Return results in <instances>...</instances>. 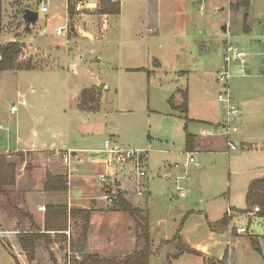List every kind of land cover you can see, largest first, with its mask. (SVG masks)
<instances>
[{"label":"rangeland","instance_id":"1","mask_svg":"<svg viewBox=\"0 0 264 264\" xmlns=\"http://www.w3.org/2000/svg\"><path fill=\"white\" fill-rule=\"evenodd\" d=\"M246 1L169 0V2L180 7L179 11L184 6L183 10L188 13L184 16H175L172 20H169L171 23V25H168L171 27L169 29L155 27L154 21L156 19L153 18V15L158 11V6L164 4L165 0H122L120 14L106 17L105 28L103 15L94 13L84 17L67 19L66 10L61 5L62 2L55 1L50 6V13H39L38 23L31 28L30 32H26V24L23 20L24 13L27 9L37 11V6L33 4L32 0H0L3 17L0 45H6L8 42L20 43L21 54L16 62L17 71L28 67H31L32 70H45L60 69L63 64L66 66L65 70H48L44 72L43 74L48 76L45 79L48 80L51 77L60 79L67 76L71 80H81L82 85H87V83H90H84L85 76L88 75L87 71H94L101 78L102 83L106 85L101 95V106L107 109L110 115L114 114L116 110L128 108L144 111L151 109L149 107L151 105L152 109L159 112L153 116L154 123L168 117L166 111L169 110V104L164 95L168 93L169 89L180 86L184 80L176 75V72H189L188 86L193 88L196 95L199 96L200 93L198 92L201 88L199 78L201 77L197 73V60H205L206 63H201L202 66L206 64L205 67L210 69V75H207L209 84L206 88V98L209 102L210 111L216 112L219 108L222 114L225 113L222 105L218 103V95L224 93L227 89L244 115L249 111L254 112L253 114L260 122L254 131L256 137L261 138V141H255L256 148L253 151L248 152L245 145L241 144L238 149L240 159L232 160L231 169L228 167L226 156L208 161L205 164L206 168L199 171H193L194 166L190 165L187 171L190 178L188 184L192 191L188 197L186 196L187 199L179 200L172 194L165 197L164 201L158 199L156 205H159V207L155 208L151 219L155 220V223L161 219H166L169 228H171L175 226V219H177V213L173 211V208L181 209L184 204L189 202L199 203L202 201L199 204L202 206H204V203L211 202H215L218 206L225 205L230 194L236 203L246 205L247 198L241 187L247 176H249L248 171L264 167V0H250V8L244 6ZM201 6L204 8L202 14L200 13ZM56 11L58 12L57 16H59L52 18ZM245 20H247L246 27ZM58 26H69L68 33L63 37L57 36L56 29ZM224 26L228 27L227 33L223 30ZM42 37L44 38V48H41L39 43V39ZM94 37L95 40L99 39L100 41L95 44V53L90 54L88 43ZM206 38L211 39L213 48L204 51L199 43L200 40ZM161 39H163V45L159 46ZM228 45L244 53L245 59L241 66L244 68V75H237L236 70L239 67L231 62L228 66L229 78L223 82L221 80L222 72L219 70L226 68L224 59L227 55ZM85 54L87 56L84 60H79L76 67H73L70 61H67L71 58L78 59L80 55ZM94 60L96 62H92ZM97 60L100 62H97ZM159 63L162 66V71L166 72L165 75L153 74L148 76L147 72L127 71L130 68H145L154 71L159 67L157 65ZM39 73L38 71L0 73V114H5L13 103L18 104L17 91L25 95V98L32 100L37 109L44 106L53 108L52 101L54 100H57V106H61L60 92L54 90L56 87H52L50 95L45 92L37 95L38 92L32 94L27 91L29 82L32 83L30 75L43 76ZM49 82L51 83V81ZM37 85L38 91L44 87L51 89V84H45V82L37 81ZM224 85H227V88ZM116 90L119 91L118 94ZM245 120L246 118L241 123L239 132L232 137L235 142L241 143L239 136L244 132L248 134L253 132L248 124H244ZM173 123L176 125L179 122L173 120ZM2 125L4 129L8 127L6 124ZM121 126H123V122H121ZM96 141L98 143L100 139ZM130 148L147 152V150L141 148ZM154 151L151 150L149 153L151 166L148 164V167L147 165L143 167L148 173L151 172L156 176L160 172L158 165L160 156L154 154ZM181 157L183 159L187 157L188 160V154L186 155L184 151H182ZM194 158L197 163H200L199 154L195 155ZM185 162H175L172 166L175 164L184 165ZM9 163L11 162L9 161ZM154 168L156 170H152ZM123 171L121 177L127 180L130 176L129 172L127 170ZM171 171L178 174L175 170L171 169ZM148 181L151 183L152 194L153 191H157L160 187L170 183L159 177L152 178L151 176L144 179L143 183L146 184ZM125 182L135 188L133 181ZM6 190H10V188H6ZM103 197L102 192L95 196L98 205H107ZM146 199L136 197L134 202L144 207ZM0 200V206L10 209L7 214H0V226L3 227L0 228V231H2L1 229L5 231L14 228L16 220L23 221L22 218H25L27 214L25 209H22L23 206L20 205L21 198L14 197L9 200L1 197ZM114 209L116 208L95 209V215L97 216L93 226L91 225V215L90 217L88 214L82 215L76 222H74L73 215L67 217L66 224L67 226L70 225V236L75 242H78L77 244L82 242L81 238L91 236L93 242H95L94 247L97 252L101 251V248H99L101 244L97 243L99 240L104 245H107V241H115L116 247L122 248L121 246L125 247L126 244H131V238L139 234L138 243L141 244L142 248L143 240L140 236L142 231L137 224L145 226V216L139 213L134 217H130L127 213L124 214V212L117 209L114 215L107 213L112 212ZM111 221L116 223L115 231L110 228ZM19 222L17 223L19 224ZM258 222L251 223L250 235L257 230ZM23 224L25 227V223ZM158 229V231L155 229V240L162 237L159 236V233H164V229H161V227ZM2 237L4 236L0 233V240ZM57 238L62 242L58 245V248L65 252L66 245L63 244L62 237ZM9 245L11 244L9 243ZM250 248L254 250L255 255L260 256L259 251H256L258 248L252 241ZM171 249L172 247L169 250ZM116 254L113 258L120 260L119 258H122L123 254L118 252ZM243 257L238 263H256L249 255ZM77 260L75 256L64 253L60 259L44 258L39 263L54 264L55 261L59 264H72ZM150 260L151 264H169V258L164 251H161L159 256H153ZM0 264H16L13 257L3 251L1 245Z\"/></svg>","mask_w":264,"mask_h":264},{"label":"crops","instance_id":"2","mask_svg":"<svg viewBox=\"0 0 264 264\" xmlns=\"http://www.w3.org/2000/svg\"><path fill=\"white\" fill-rule=\"evenodd\" d=\"M55 1H61V5L65 9V0ZM183 8L184 6L179 11L180 7L169 2V0H165V3L158 6V11L153 15V18L156 19L154 21L155 27L162 29L171 28L168 26L171 25L169 20H172L175 16L188 14ZM57 13L56 11L52 18L58 17ZM60 27L58 26L57 29ZM105 27L106 25H104ZM226 28L225 32L227 33L228 27L226 26ZM89 34L94 36L92 33ZM204 40H200L199 46L204 51H207L209 48L212 49L211 39L206 38ZM98 41L100 40H95V37L89 41L90 54L95 53L94 47ZM162 41L163 39L159 42V46L163 45ZM85 56L87 55H80L78 59L71 58L67 61H70L71 65L76 67L79 60H84ZM197 61V73L201 77L199 78L201 86L198 92L200 93L199 96L196 95L193 88H189L188 86L189 72H176V75L184 79L183 83L180 86L169 89L168 93H165L164 98H167L169 104V110L166 111L168 117H164L163 120L157 123L153 122V116L159 112L152 109L151 105L149 106L151 109L144 111L128 108L116 110L114 114L110 115L109 111L101 106V95L106 85L102 83L101 78L92 70L87 71L88 75L85 76L84 83L90 82L87 85H82L81 80H71L67 76L60 79H55V77H51L49 80L45 79L48 76H45L44 72L48 70H65L66 66L64 64L60 69H33L29 71H38L44 77L32 76L31 74L32 83L29 82L28 84V92L30 91L32 94L38 92L37 95L45 92L50 95L52 87H56L54 90L60 92L59 100L62 102L61 106H57V100H54L52 101L53 108L44 106L37 109L33 105L32 100L27 97L25 98V95L17 91L18 104L13 103L5 114H0V153L7 156L11 164L15 165L17 176L16 185L10 187V190H6L5 195L0 194V198L3 197L9 200L14 197L21 198L20 205L23 206L22 209H25V213L27 214L25 218H22L25 222L16 220L14 228L6 229L5 231L1 229L2 231H0L4 236L0 240V245L4 252L13 257L16 264H40V260L44 258L60 259L64 253L75 256L78 260H81L86 254H97L101 258L115 259L113 257L117 255V252L122 253L121 257L124 258L141 249V244L138 243L139 234L131 238V244H126L125 247L121 246L122 248H117L115 241H107V245H104L99 240L97 243L101 244L99 247L101 251L96 252L94 247L95 242H93L91 236L89 238L87 236L81 238L82 242L77 244L78 242H75L70 236V225L67 226L66 223V231H48L46 228L47 219L53 220L54 212L60 207L67 208L68 212L73 213L74 222L79 220V217H82V215L88 214L89 217L91 215L92 226L95 225L97 216L95 215V209L115 208L113 204L107 201V205H98L95 198L100 192L104 194L99 176L113 174V171L108 170L106 167L110 156L102 152V144L107 140L123 144V146L147 150L144 156L147 167L148 164L151 166L149 153L151 150H155L153 153L160 156V163L158 165L160 172H162L157 173L156 176L149 172L148 178L151 176L152 178L159 177L162 179V173L167 168L172 167L173 163L185 161L187 163V157L185 159L181 157L182 151L186 155L190 153L194 157L195 155H200L201 161L200 163L196 161L193 164V171L205 169V164L208 161H213L220 156L227 157L229 169L233 165L232 160L240 159L238 150H230L228 140L222 134L221 124L225 120L224 114L221 113L222 111L220 112L219 108L216 112L210 111L209 102L206 98V88L209 84L207 75H210V69L209 67H205L206 64L202 66L201 63H206L205 60ZM97 62L100 61L97 60ZM243 63L244 61L241 62V65L236 70V72L239 69L242 70V74L237 75H244V68L241 67ZM157 65L159 67L154 71L145 68H130L126 70L147 72L148 76L153 74L165 75L166 72L162 71L160 63ZM222 69L219 71H222ZM25 71L14 70L7 72L16 73ZM37 81L51 84V89L44 87L38 91ZM95 87L100 94L98 110L95 111V103L90 105L93 107L92 110H89L88 107L86 109L81 108L80 100L83 91ZM118 92L116 90L117 94ZM186 93L188 96L187 112L184 114L180 107L184 103L183 97ZM171 100H173V103H171ZM13 106L17 107L15 113L11 112ZM253 113L249 111L245 115L243 114V117L246 118V123L244 122V124H248L253 129L252 134L244 132L239 136L241 143L236 142L239 147L241 144L245 145L248 152L253 151L256 148L255 141L261 139L256 137V132L254 131L260 122ZM173 120L179 123L175 125ZM121 122H123V126H121ZM2 124H6L8 127L4 129ZM188 134L193 136L194 139L192 149L190 150L187 148ZM97 139H100L98 143ZM64 150L82 152L81 160L72 163L71 177H69L68 169L58 154V152ZM152 170H156V168ZM177 172L179 173V171ZM248 173L249 176H247L246 181L241 187L246 198L250 185L256 180L264 179V167L250 169ZM61 180L66 183V185L64 184L65 189L63 191L46 189L47 184L52 188L60 187ZM189 180L183 182L189 192L187 197L192 191L189 188ZM169 182L166 186L153 191L154 193L152 194L151 183L148 181L145 184L142 181V186L145 188L143 197H140L137 193V184L134 185V188L129 183L123 181L117 189L118 192H122L131 206L145 216L146 222L148 221L149 223L153 252L151 258L156 255L159 256L161 251H164L168 258L177 256L179 251L173 240L177 234H180L182 240L190 248L201 253L202 256L183 254L176 259L172 258L171 264H241L238 261L244 258L243 256L245 255H249L251 259L255 260L256 263L253 264H264V217L260 215V212L253 215L248 214L253 213L254 210V206H248V199L246 205H242L236 203L229 194L225 205L221 204L218 206L215 202H211L204 203V206H202L199 205L202 201L199 203L189 202L188 204H184L181 209L173 208V211L177 213L175 226L169 228L170 226L166 222V219H161L155 223V220H152L151 217L154 215L155 208L159 207V205H156L158 199L164 201L165 197L171 196V194L179 200L187 199V197L179 198L175 182ZM136 197L140 199L147 198L144 207L134 202V198ZM43 206L45 209L41 210ZM229 210L232 211L231 215H228ZM9 211L10 209L7 207L0 206V214H7ZM116 212L117 210L114 209L112 212L107 213L114 215ZM225 219L228 223L226 227H222L220 223ZM257 221H259L257 230L253 231V234L250 235L251 223ZM22 222L25 223V227ZM115 222L111 221L110 223V228L113 231L116 228ZM160 227L164 229V233H159V236L162 237L155 240V229L158 231ZM243 227L247 228V233L237 234L235 232L236 229ZM0 228L3 227L0 226ZM231 231H234V233L231 234ZM22 234H43L47 236V239L38 240L35 250L29 253L20 244ZM57 237H62L63 244L66 245L65 252L58 248V245L62 242ZM251 241L257 244L256 247L258 249L256 251H259L258 254L260 256L255 255L253 253L254 250H251ZM171 247L172 249L169 250ZM31 254L32 259L30 257ZM55 263L59 264L54 261Z\"/></svg>","mask_w":264,"mask_h":264},{"label":"built area","instance_id":"3","mask_svg":"<svg viewBox=\"0 0 264 264\" xmlns=\"http://www.w3.org/2000/svg\"><path fill=\"white\" fill-rule=\"evenodd\" d=\"M122 0H65V10L67 19L73 17H84L90 14L97 13L101 10L102 5L104 3H121ZM160 1V0H157ZM192 1H202L205 0H192ZM232 0H228L231 2ZM33 4L37 6L38 13L49 14L51 9L50 6L54 4L55 0H32ZM204 8L201 6L200 13L202 14ZM108 15H103L104 25H106V17ZM69 26H62L57 29V35L59 37H63L68 33ZM245 59L244 53L238 51L233 46L229 45L227 47V55L225 56L226 68L222 69V78L221 80L224 82L229 78L228 66L229 63L234 62L236 60H240L243 62ZM227 88V85H225ZM218 102L222 105L224 110L225 120L223 124H221L222 134L228 140V146L230 150L236 151L238 150V144L232 140V137L236 135L239 130L241 123L243 122V113L238 104L233 100L230 96L229 92L226 91L218 95ZM17 110L16 106L11 108V112L15 113ZM102 152L107 153L110 156V159L106 163V167L108 170H112L113 174H103L99 176L100 184L104 190V200L114 204L115 197L110 194L108 189L117 190L119 185L123 183V181H133L137 184V193L140 197H143L145 194V188L142 186V181L148 178V172L144 169L145 165V152L139 149H133L127 146H123L117 142L112 140H107L104 143ZM61 156L62 161L69 172V177H71V168L72 163L74 161L81 160V151L76 150H64L58 152ZM196 162L194 156L188 153L187 163L184 165L175 164L166 170L161 178L167 181H173L176 185V191L179 198H185L188 194L187 188L184 186L183 182L189 180L188 167L193 165ZM172 170L179 171L178 174H174ZM123 170H127L129 172V178H122L120 172L123 173ZM119 172V173H118ZM121 178V180H120ZM118 191V190H117ZM43 206L41 210H44ZM260 212L259 207H254L253 213H248L249 215H253ZM232 211H228V215H231ZM237 234H245L247 233V228H238L235 231ZM231 234L234 231L230 232Z\"/></svg>","mask_w":264,"mask_h":264},{"label":"trees","instance_id":"4","mask_svg":"<svg viewBox=\"0 0 264 264\" xmlns=\"http://www.w3.org/2000/svg\"><path fill=\"white\" fill-rule=\"evenodd\" d=\"M244 6L248 8L250 6V0L244 2ZM121 5L120 3H104L102 5L101 10L98 12L99 15H118L120 14ZM2 6L0 3V33L2 31ZM246 27V26H245ZM21 54V48L19 47L17 42H10L6 45H0V73L7 71L16 70V62L18 57ZM21 68L20 70H22ZM23 70L30 71L31 67L25 68ZM99 99L100 94L97 91V88H92L88 90H84L80 100V106L83 109L88 107L89 110H92L93 107L91 104L95 103V111L99 108ZM187 93L183 97L184 103L180 107L181 111L185 114L187 112ZM173 103V100H171ZM174 108V106H173ZM193 136L190 134L187 135V148L190 150L193 146ZM15 165L9 163L7 156L0 153V194H6V188L14 187L16 185V172ZM64 184L65 181H60V187L52 188L49 187V184L46 185L47 190L56 189L63 191L65 189ZM109 193L114 195L115 202L113 206L121 212L127 213L130 216L134 217L139 211H136L125 199L122 192H118L114 189H108ZM248 206H259L260 215L264 217V179L254 181L248 190ZM248 211V210H247ZM246 211V212H247ZM73 213L68 212L67 208L60 207L53 214V220H48L46 223V228L48 231H66V220L67 217L72 216ZM227 220L225 219L220 223L222 227H226ZM142 233L140 234L143 240V247L134 252L133 254L124 257L123 259H108L101 258L98 255L86 254L81 260L74 261L72 264H150L152 252V239L150 233V226L148 221L146 225L143 226L141 224H137ZM40 239H47L46 235L43 234H22L20 239V244L23 249L29 253H32L35 250L36 243ZM173 242L176 243L178 248V255L175 257H169V264H171L172 258H178L183 254H190L194 256H202L201 253L192 249L187 245L181 238L180 234L174 238ZM254 245L257 246L255 242ZM32 259V254L30 255ZM56 264V263H55Z\"/></svg>","mask_w":264,"mask_h":264},{"label":"water","instance_id":"5","mask_svg":"<svg viewBox=\"0 0 264 264\" xmlns=\"http://www.w3.org/2000/svg\"><path fill=\"white\" fill-rule=\"evenodd\" d=\"M23 20H24V23L26 24L25 31L30 32L31 28L34 27L39 21V13L37 11L32 10V9H27L24 13ZM226 29H227L226 26H224L223 30L226 31ZM39 43H40L41 48H44L43 47L44 46V38L43 37L39 39ZM18 45L21 48L20 43ZM235 65L237 67L240 66L241 61L236 60ZM236 74H242V70L239 69L236 72Z\"/></svg>","mask_w":264,"mask_h":264}]
</instances>
